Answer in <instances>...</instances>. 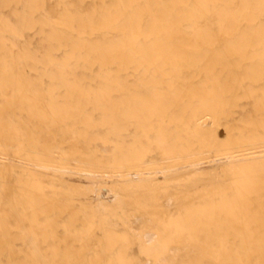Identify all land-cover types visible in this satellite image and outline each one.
I'll return each instance as SVG.
<instances>
[{
    "label": "bare ground",
    "instance_id": "bare-ground-1",
    "mask_svg": "<svg viewBox=\"0 0 264 264\" xmlns=\"http://www.w3.org/2000/svg\"><path fill=\"white\" fill-rule=\"evenodd\" d=\"M0 264H264V0H0Z\"/></svg>",
    "mask_w": 264,
    "mask_h": 264
}]
</instances>
